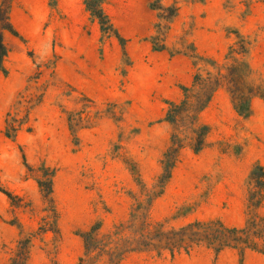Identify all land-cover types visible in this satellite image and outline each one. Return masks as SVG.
Segmentation results:
<instances>
[{
  "label": "rangeland",
  "instance_id": "374dc122",
  "mask_svg": "<svg viewBox=\"0 0 264 264\" xmlns=\"http://www.w3.org/2000/svg\"><path fill=\"white\" fill-rule=\"evenodd\" d=\"M104 9L117 35L103 33L84 0L13 4L19 36L6 34L0 73V264H11L19 239L31 235L28 264H79L80 234L98 221L105 234L118 227L120 243L134 250L122 264H264L250 249L216 254L200 245L172 255L145 245L197 221L241 229L253 215L251 175L264 168V0H105ZM197 74L219 86L200 123L192 127L187 113L167 121L185 87L199 92ZM250 94L245 118L234 100ZM202 125L209 132L197 153ZM173 135L184 148L151 204ZM47 170L56 225L38 186ZM257 213L264 218V203ZM45 218L55 230L40 232Z\"/></svg>",
  "mask_w": 264,
  "mask_h": 264
},
{
  "label": "trees",
  "instance_id": "16d2710c",
  "mask_svg": "<svg viewBox=\"0 0 264 264\" xmlns=\"http://www.w3.org/2000/svg\"><path fill=\"white\" fill-rule=\"evenodd\" d=\"M15 0H2L0 5V73H7L4 62L8 57L10 51L5 42V36L7 33L18 37L19 33L14 28L11 22V12ZM86 10L91 16L98 20L101 25V29L105 35L111 36L117 35L114 25L104 9L105 0H84ZM244 49V48H242ZM242 52H245L242 51ZM231 53L235 52L233 47ZM235 62L236 61L234 59ZM236 69V75L242 76V72L239 70L238 65L233 67ZM195 86L199 87L197 95L192 94V89L185 87V99L181 105L170 103V109L167 115V121L176 124L178 117L187 113V117L191 120L192 127L200 123V114L208 107L214 94L219 89L218 84H211L207 79H203L200 74L196 75ZM235 95V94H234ZM251 94L242 100H234L236 111L243 117L248 118L252 115L251 102L253 100ZM195 99L192 102V99ZM203 134L199 135V146L195 148L198 153L204 148V138L209 132L207 125L200 126ZM16 131L12 124L7 126V137H15L11 135L10 131ZM197 132V130H193ZM199 140V139H198ZM184 146L181 144V140L177 135H173L171 140V146L167 149L161 160V173L157 177L153 189L148 190V200L152 204L154 200L162 196L169 182L172 179L173 172L179 162L180 153ZM260 171L257 176L256 172ZM54 172L47 170L40 180H38V186L46 201L51 204V208L47 211L53 213L55 217L54 225L57 224L59 215L54 205V187H53ZM256 179V180H255ZM254 181H256L254 183ZM251 184L253 187L249 195V208L252 210L253 215L248 220L246 227L244 228H229L220 221H212L208 223L195 222L178 230L172 229L169 231H162L152 235L150 242H146V247H153L154 250L161 254L162 251H169L172 255L182 250L189 253L195 246H206L209 249H213L216 254H220L225 248H233L239 250L244 255L245 252L250 249L264 254V218L259 216V211L264 203V168L257 166L251 175ZM147 189L145 185L142 186ZM5 195L12 201L16 199L12 193L3 191ZM150 204V205H151ZM132 216L137 217L138 210H135ZM252 214V213H251ZM147 229H150L151 223L144 221ZM51 230H55L53 223L44 219V224L40 228L41 233H45ZM150 233V230H147ZM152 233V232H151ZM119 228L111 234L103 233V222L98 221L93 224L88 230L83 231L80 237L84 241L85 253L84 257L80 259L79 264H88L93 261L94 263L103 262V264H122L125 257L134 250L129 248L127 244L120 243ZM33 235L28 237H21L17 243V249L15 256L12 258L11 264H28L31 255V248L33 246ZM115 237V238H114Z\"/></svg>",
  "mask_w": 264,
  "mask_h": 264
}]
</instances>
